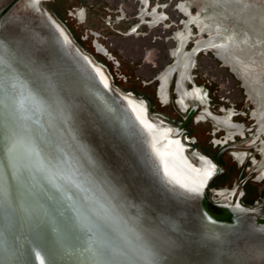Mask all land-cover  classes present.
Returning <instances> with one entry per match:
<instances>
[{
	"label": "snow or ice",
	"instance_id": "snow-or-ice-1",
	"mask_svg": "<svg viewBox=\"0 0 264 264\" xmlns=\"http://www.w3.org/2000/svg\"><path fill=\"white\" fill-rule=\"evenodd\" d=\"M3 69L0 67V72H2ZM3 84V77L0 76V88H2ZM2 103V102H0ZM17 136V134L10 128L6 127L3 122V115H2V109H0V137H3L8 141L7 144L0 145V151L4 152V156L0 158V196L5 192V183H4V176L5 172L4 169L7 167L9 170L11 169V161L14 159V149L16 146V143L18 140L14 141V138ZM49 167H58L57 165L53 164L52 160H49ZM83 176V173H81ZM56 179H59L61 183L57 184L54 181ZM50 182H52V187L56 188L57 192L60 193L61 199L64 200H71V195L69 193L72 191L73 188L79 189L80 192L87 193L89 191L88 188L82 187V183L87 182L91 183L90 180H88L87 177H84L82 182H77V180L74 178L73 173L61 175V171L58 170L56 173H54L50 177ZM79 197V193H74ZM103 195V193H101ZM85 201L92 200L91 196H85ZM94 203L98 206L99 210H103L104 214H108V209L105 208L104 204L100 203V201L97 199L94 201ZM111 203L110 201L108 202ZM3 207V200L0 199V210H2ZM91 207V205H89ZM93 211H97V209H93ZM98 214V212H97ZM87 219V217H85ZM98 243V252L101 257V260L99 261V264H118L117 259V253L116 250L108 246L107 244H101Z\"/></svg>",
	"mask_w": 264,
	"mask_h": 264
}]
</instances>
